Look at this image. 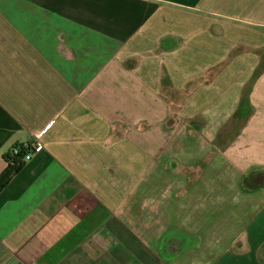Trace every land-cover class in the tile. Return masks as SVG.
I'll return each instance as SVG.
<instances>
[{
  "label": "crops",
  "instance_id": "crops-1",
  "mask_svg": "<svg viewBox=\"0 0 264 264\" xmlns=\"http://www.w3.org/2000/svg\"><path fill=\"white\" fill-rule=\"evenodd\" d=\"M151 101L161 132L133 110ZM169 119L186 130L166 140ZM39 135L0 192V264H206L233 228L208 264H264V0H0V176ZM185 136L218 146L234 192L189 153L163 176ZM238 189L262 206L240 230Z\"/></svg>",
  "mask_w": 264,
  "mask_h": 264
},
{
  "label": "rangeland",
  "instance_id": "rangeland-1",
  "mask_svg": "<svg viewBox=\"0 0 264 264\" xmlns=\"http://www.w3.org/2000/svg\"><path fill=\"white\" fill-rule=\"evenodd\" d=\"M133 110L137 112L138 114H142L145 112V115L143 116L142 122H146L148 125V129L150 131H156V132H161V124L157 123V118L156 114H159L157 108L155 107V102L151 101L149 102L147 107H133ZM220 108L218 109V111ZM186 116L189 115H195L197 113V109L192 107V108H187L186 109ZM135 118V115H133V119ZM169 128L170 129H163L164 132V137L166 140H169L171 137L170 132L172 130H177L181 129L182 131L186 130V124L185 123H175L172 121V119H169ZM140 124V121L137 120H132L131 126L132 130L137 129V126ZM145 124V123H142ZM209 126V125H207ZM164 127V126H163ZM212 129L214 130V126L211 125ZM196 131V130H194ZM206 140L203 138L199 139H189L186 136L181 137V138H175L174 141L170 143L169 146H167V150H165V154L163 157L158 161V166L163 169V176L167 177V171L165 170L167 165H170L172 162L173 163H180L181 161H185L187 159V154H190V163L195 165V167L201 166V164H204V171H207V176L208 179L213 182V184L216 185L215 189L219 193L220 199L225 196L226 193L229 192V190L233 191L232 187L237 185L238 183V178H239V173L237 171H226L227 166H226V160L223 158L221 152L218 149V146H209L208 143L205 142ZM206 144H205V143ZM200 144V145H199ZM192 155V158H191ZM193 159V161H191ZM209 169V171H208ZM199 173H196L195 177H193V181H196ZM207 179H202V182L197 186V190L203 191L202 184L203 182ZM246 195V197H245ZM250 194H247L244 190L239 191L237 190V196H234L229 200V203L227 205L228 208V213L226 224L228 228H232L233 225L232 223L236 221L235 228L237 230H240L242 227H245L247 222L251 219V217L262 207L260 204L254 205L251 202V199L248 200L250 197ZM219 199L215 198L214 195H212V201L213 203L219 205L224 203H219ZM233 203H235L233 205ZM253 204V205H252ZM235 206L236 208H232ZM196 207H199V204H196ZM214 210V209H213ZM212 210V214H214L215 211ZM209 219V217H206ZM219 220L213 219L212 224L209 225L208 229V234L207 236L215 239L216 235L219 236L222 234L220 231H212L211 227H214L216 225L215 222ZM193 222H197L196 225L199 226V219L192 220ZM234 231L233 229H230L229 232L219 241L216 242L218 245L213 246L212 250L209 253L208 256V246L209 243L206 244L207 250H206V256L205 258L207 259L206 264L211 263L214 259H218L221 256V251L225 248L224 246V240L228 241L230 240L231 237L234 236V233H231L230 231ZM238 241V240H236ZM242 241H238V246L242 245ZM198 254V253H197Z\"/></svg>",
  "mask_w": 264,
  "mask_h": 264
},
{
  "label": "trees",
  "instance_id": "trees-1",
  "mask_svg": "<svg viewBox=\"0 0 264 264\" xmlns=\"http://www.w3.org/2000/svg\"><path fill=\"white\" fill-rule=\"evenodd\" d=\"M17 149V146L13 147L6 154L7 168L0 176V192L9 184L11 179L21 171L23 168L24 162H22V155L26 152L21 151L18 155H14V150Z\"/></svg>",
  "mask_w": 264,
  "mask_h": 264
},
{
  "label": "built area",
  "instance_id": "built-area-1",
  "mask_svg": "<svg viewBox=\"0 0 264 264\" xmlns=\"http://www.w3.org/2000/svg\"><path fill=\"white\" fill-rule=\"evenodd\" d=\"M41 137L42 135H39L38 138L34 140L33 142L18 145L17 149L14 150V155H18V153H20L21 151H25L26 153L22 155V162L25 163L31 160V158L35 154H39L43 152V144L40 141Z\"/></svg>",
  "mask_w": 264,
  "mask_h": 264
}]
</instances>
